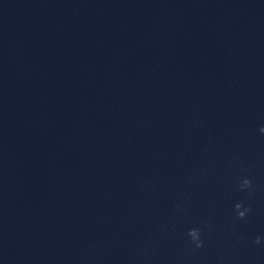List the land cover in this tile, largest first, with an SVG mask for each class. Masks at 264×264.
<instances>
[{"label":"clouds","instance_id":"clouds-1","mask_svg":"<svg viewBox=\"0 0 264 264\" xmlns=\"http://www.w3.org/2000/svg\"><path fill=\"white\" fill-rule=\"evenodd\" d=\"M261 132H264V128L261 129ZM250 186V181L248 179H244L240 185L241 190L244 188H247ZM242 205L240 203H237L235 205V209L237 211V215L240 218H243L245 216L246 211L248 209H245L244 211H241ZM188 237L190 238V242L194 245L195 249H199L203 247V241L201 240V231L197 228L190 229L187 233ZM255 243L259 244L260 243V238L257 237L255 240Z\"/></svg>","mask_w":264,"mask_h":264}]
</instances>
